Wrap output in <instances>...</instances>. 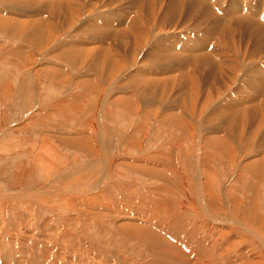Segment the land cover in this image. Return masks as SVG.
<instances>
[{
    "label": "rangeland",
    "instance_id": "rangeland-1",
    "mask_svg": "<svg viewBox=\"0 0 264 264\" xmlns=\"http://www.w3.org/2000/svg\"><path fill=\"white\" fill-rule=\"evenodd\" d=\"M263 1L225 0L217 55L187 66L173 46L212 44L214 0L207 21L187 1L78 0L72 17L0 0V264H264V107H229L264 72V22L239 7Z\"/></svg>",
    "mask_w": 264,
    "mask_h": 264
},
{
    "label": "bare ground",
    "instance_id": "bare-ground-1",
    "mask_svg": "<svg viewBox=\"0 0 264 264\" xmlns=\"http://www.w3.org/2000/svg\"><path fill=\"white\" fill-rule=\"evenodd\" d=\"M18 1H25V2H27L28 4H24V6H26V9H30V8H32V9H34V10H45V12L46 13H50V12H55V11H57L58 13H59V9L60 10H63V11H65L66 13H73V15H72V17L76 14L77 15V13H78V8H77V6L79 5V2H78V0H47V1H45L44 0V2H42V0H18ZM184 1H187V2H189L190 4H188L189 6H192V9H193V11H194V13L195 12H198V10L199 9H202V19L203 20H208L209 18H210V20L211 19H213V18H211L210 17V15H211V10H209V9H205L204 7V4L205 5H207L205 2H204V0H171V5L169 6V8H168V10L170 11H175V12H178V13H180L182 10H183V2ZM153 2V1H152ZM173 2V3H172ZM221 2V3H220ZM224 2H225V0H224ZM224 2L222 1V0H214V3H211L210 4V6H208V7H211V5L212 6H214V8H216V10H214V12L215 13H217L220 17H225V18H221V22H223V25L221 26V29H219L220 31L218 32L219 33V36H218V33L217 32H213V34H214V38L211 40L212 41V44H209V43H203V44H198V45H195L194 44V46H192V45H190L189 47L188 46H186V48H179V47H174L173 46V48H174V50H176L177 51V53L178 52H180L181 50V52H186L187 54H186V56H187V58H186V60L184 61L185 63H187V66L190 64V65H194V63L195 62H197V61H199V60H202L203 58H207V60H208V62H209V56L211 57V55H207L208 57H201V55H198L199 53L198 52H200V51H203V50H207V52L209 53L210 52V54L211 53H213L214 55H217V53H215L216 51H214V49H213V44L215 43L214 41H219V43H221V42H223V40H224V38L226 37V36H224V35H221V34H223L222 32H227L226 31V29H227V26H228V23L229 22H225V19H226V17L229 15V14H231L232 13V11H233V7L232 8H227V5L225 6L224 5ZM264 2V1H263ZM148 3V2H147ZM159 3V2H158ZM15 4H17V3H15ZM110 4V3H109ZM217 5V7H215L216 5ZM18 5V4H17ZM245 3L244 2H242V5H240L239 7H242L243 9H244V12H246V14H247V16L251 13V14H253V15H255V16H259L260 15V19L264 22V7L262 8V6L261 7H258V8H254V9H251V8H247V5H245ZM37 6V7H36ZM40 8V9H39ZM172 8V9H171ZM187 8V7H186ZM213 9V8H212ZM148 10V9H147ZM30 11H32V10H30ZM156 11V10H155ZM158 11V10H157ZM250 11V12H249ZM152 12V11H151ZM186 12H187V10H186ZM231 12V13H230ZM165 13V12H164ZM182 13V12H181ZM192 13V12H191ZM60 14V13H59ZM153 14V13H152ZM177 14V13H176ZM234 14V13H233ZM94 15V14H93ZM129 15V14H128ZM187 15H188V13H187ZM197 15V14H196ZM253 15H251V16H253ZM191 16V15H190ZM212 16V15H211ZM185 17V16H184ZM213 17H215V16H213ZM187 18V17H186ZM192 19H193V17H192ZM191 19V20H192ZM189 20V19H188ZM197 20V19H196ZM202 20V21H203ZM215 20V19H214ZM246 20V19H245ZM248 20V19H247ZM254 20V19H253ZM109 20H107V21H104L103 23H102V25H104V26H107L108 27V25H112V29L111 30H113V31H110V32H108V33H105L104 35H108V36H112V38H122V40H126L127 38H129V36H131V37H133V33H134V35H135V38L134 39H136L138 36H139V34L137 35V32L138 31H140V30H138V28L136 27V25L135 24H133V26H132V23L130 24V25H124V24H126V21H124V20H121V21H115V20H112V21H110V22H108ZM227 21V20H226ZM108 22V23H107ZM151 22V21H150ZM190 22V21H189ZM220 22V21H219ZM244 22H246V21H244ZM34 23V22H33ZM37 24H39V25H42V23H40L39 21L38 22H36ZM49 23V22H48ZM155 23V22H154ZM215 23V22H214ZM235 23L236 24H240V22H239V19L237 20V21H235ZM243 24V23H242ZM248 24V23H247ZM250 24V23H249ZM45 23H44V27H45ZM80 25V24H79ZM88 25V24H87ZM221 25V24H220ZM220 25H218V28L220 27ZM244 25V24H243ZM35 26H36V24H35ZM123 26V27H122ZM125 26V27H124ZM254 26V25H253ZM261 26V25H260ZM47 27V26H46ZM100 27V26H99ZM114 27V28H113ZM118 27V28H117ZM206 27V26H205ZM252 27V26H251ZM250 27V28H251ZM213 28H214V26H213ZM255 28H257L256 26H255ZM259 28V27H258ZM264 28V27H263ZM35 29H36V27H35ZM101 29H104L105 31H107V30H110V29H107V28H101ZM188 29V28H187ZM197 29V28H196ZM243 29V28H242ZM39 32H40V30L39 29H37ZM193 30H194V28H193ZM206 30H207V28H206ZM252 30H255L254 28H252ZM259 30V29H258ZM34 31V30H33ZM36 31V30H35ZM133 31V32H132ZM159 31V30H158ZM216 31V30H215ZM246 31V30H245ZM257 32V33H256ZM209 33V32H208ZM252 33L254 34H257L256 36H257V38L259 37L260 39H261V42L262 41H264V31H263V29L262 30H260V31H252ZM36 35H40V33H36ZM103 35V36H104ZM227 35V34H226ZM252 34H251V32H250V36H251ZM218 36V37H217ZM229 36V35H228ZM256 38V37H255ZM82 40V39H81ZM119 40V39H118ZM121 40V39H120ZM226 40V39H225ZM251 40V39H250ZM249 40V41H250ZM137 41V40H136ZM198 41V40H197ZM196 41V42H197ZM200 41V40H199ZM138 42H139V40H138ZM141 42V41H140ZM214 42V43H213ZM254 42V41H253ZM84 43V42H83ZM124 43H126V42H123V44ZM202 43V42H201ZM234 43V42H233ZM135 44V43H134ZM235 44V43H234ZM84 45V44H83ZM217 45V44H216ZM220 45V44H219ZM225 45V44H224ZM227 45V44H226ZM255 45V44H254ZM235 46V45H234ZM136 47V46H135ZM166 48V47H165ZM220 48V47H219ZM219 48H217V49H219ZM225 48V47H224ZM254 48V47H253ZM235 49H237V48H235ZM241 49V48H240ZM239 49V50H240ZM256 49H257V47H256ZM260 49V48H259ZM220 50V49H219ZM214 51V52H213ZM235 51V50H234ZM230 52V51H229ZM228 52V54L230 55V53ZM240 52V51H239ZM237 53L236 54V56H238V58H239V61L237 62V63H241L242 61H244L245 59H251L252 60V58L254 57L253 56V54H248L246 51H244V52H246V53ZM79 53V52H78ZM206 53V52H205ZM224 53V52H223ZM257 53V52H256ZM64 54H65V52H64ZM232 54H234V53H232ZM248 54V55H247ZM66 55V54H65ZM220 55V54H219ZM170 55H168V58H166L167 60L168 59H170V57H169ZM222 56V55H221ZM231 56V55H230ZM213 57V56H212ZM232 57V56H231ZM66 58H68V56L66 57ZM214 58V57H213ZM213 58H212V60H213ZM236 58V57H235ZM259 58H261L260 56H259ZM165 59V58H164ZM228 60H229V58H227ZM217 59H215L214 61H216ZM257 60H258V58H257ZM262 60V59H261ZM263 60H264V58H263ZM106 61V60H105ZM157 61V60H156ZM159 61L160 60H158L157 62L159 63ZM207 62V63H208ZM236 62V61H235ZM255 62V61H254ZM257 62V61H256ZM149 63H151V62H149ZM155 63V62H154ZM157 63V64H158ZM215 63V62H214ZM222 63V62H221ZM259 63V62H258ZM183 64V63H182ZM181 64V65H182ZM210 64V63H209ZM220 64V63H219ZM218 64V65H219ZM158 65H160V64H158ZM189 65V66H190ZM226 65L227 64H225V67H226ZM235 65V64H234ZM238 65V64H237ZM149 66V65H148ZM199 66V65H198ZM222 66V65H221ZM151 67V66H150ZM194 67V66H193ZM206 67V66H205ZM227 67H228V69H234L235 67L233 66V65H227ZM152 68H154V67H152ZM152 68H148V71H149V69H152ZM181 68V67H180ZM199 68V67H198ZM147 69V68H146ZM215 69V68H214ZM216 69H217V66H216ZM230 69V70H231ZM262 69V68H261ZM187 70V69H186ZM151 72V74H154L155 76H157V75H161L162 73H165L164 72V70H163V72H161L162 70H155V71H152V70H150ZM167 72V71H166ZM173 72V71H172ZM183 72V71H182ZM226 72H227V70H226ZM247 72H249V71H247ZM262 72V71H261ZM187 73V72H186ZM189 73V72H188ZM194 73V72H193ZM184 74V73H183ZM191 74V73H190ZM257 75L259 74L261 77H258L257 75L256 76H252L253 78H251V79H249V80H247L246 82V84H243V83H239V84H237V86H238V88H237V90L235 89L234 90V92L233 93H236V94H238V92H241L239 95H238V99H236V102L233 104V106H231V105H229V107H231V109L232 110H234V111H239V109L240 108H245V106H246V104L247 103H249V104H251V103H253V102H255V100H256V102L253 104V106H252V108H253V110H260V111H263V107H264V95H262V96H260V97H258V94L259 93H261V92H264V72H262V73H259V72H257L256 73ZM174 75V74H173ZM180 75H182V73L180 74ZM187 75H189V74H187ZM199 75V74H198ZM215 75H216V73H215ZM222 75V74H221ZM236 75V74H235ZM175 76V75H174ZM197 76V75H196ZM208 76V75H207ZM173 77V76H172ZM176 77V76H175ZM180 77V76H179ZM185 77V76H184ZM199 77V76H198ZM203 77H205V76H203ZM187 78H189V77H187ZM214 78V77H213ZM148 79L150 80V82H148L147 84H149L150 86H152V87H154L155 86V84H160L159 82H158V80H157V78H149L148 77ZM166 79V78H165ZM181 79V78H180ZM201 79V78H200ZM205 79V78H204ZM167 80V79H166ZM173 80H174V78H173ZM182 80H183V78H182ZM222 80V79H221ZM141 81V80H140ZM143 81V80H142ZM146 81L147 80H144L143 82L146 84ZM213 81V80H212ZM189 82V81H188ZM215 82V81H214ZM165 84H167V83H165ZM144 85V84H143ZM148 85V86H149ZM184 85V84H183ZM249 86L250 87V89H251V91H250V93L251 92H254V94L252 95V94H249L248 96H249V99L248 100H246V99H244L242 96H240V95H243V92L244 91H246V89H248V87H245V86ZM182 86V85H181ZM236 86V85H235ZM157 87H159V86H157ZM211 87V86H210ZM160 88H162V87H160ZM164 88H165V86H164ZM213 88V87H212ZM173 89V88H172ZM162 90V89H161ZM185 90V89H184ZM184 90H182V91H184ZM184 92H186V91H184ZM188 92V91H187ZM220 94V93H219ZM191 95V94H190ZM187 96H188V98L190 97L188 94H187ZM211 96V95H210ZM207 97H209V96H207ZM216 97V96H215ZM184 98H185V96H184ZM192 98V97H191ZM206 97H204V99H205ZM190 99V98H189ZM184 101V100H183ZM182 101V102H183ZM186 101V100H185ZM237 101H238V103H239V106H237V105H235V104H237ZM221 102V101H220ZM203 104H207V101L205 100L204 102H202ZM200 104V103H199ZM221 104V103H220ZM203 106V105H202ZM199 107H201V106H199ZM204 107H205V105H204ZM223 107V106H222ZM247 107V106H246ZM199 109H202V108H199ZM222 109V108H221ZM210 110V109H209ZM213 110V109H212ZM190 111V110H189ZM214 111V110H213ZM219 111V110H218ZM216 113V112H215ZM215 113H213L214 114V117H215ZM221 113V112H220ZM219 113V114H220ZM230 113V112H229ZM264 113V112H263ZM225 114V113H224ZM232 114V113H231ZM257 114V113H256ZM255 114V115H256ZM222 115V114H221ZM262 115V114H261ZM185 116V115H184ZM187 116V115H186ZM185 116V117H186ZM262 116H264V114L262 115ZM184 117V118H185ZM212 117V116H211ZM211 117H209L208 118V120L210 119L211 121H212V119H211ZM216 117H219V115H217ZM228 117H231V116H228ZM176 118V117H175ZM205 118H207V117H205ZM245 118V117H244ZM261 119V118H260ZM257 121V120H256ZM179 123V122H178ZM212 123V122H211ZM257 124V123H256ZM199 127V126H198ZM224 129V128H223ZM223 131V130H222ZM205 132V131H204ZM207 132V131H206ZM220 133V132H219ZM208 134V133H207ZM208 137V136H207ZM264 137V136H263ZM205 139V138H204ZM204 139H203V142H205L204 141ZM210 139H212V137L210 138ZM229 139V138H228ZM202 140V139H201ZM259 142V141H258ZM212 143V142H211ZM210 143V144H211ZM203 145H205V144H203ZM263 145V144H262ZM203 147V146H202ZM206 147V146H205ZM263 147H264V145H263ZM219 149V148H218ZM200 153V152H199ZM240 169V168H239ZM200 172V171H199ZM261 175V174H260ZM136 218V217H135ZM129 219H131V218H129ZM141 220H143V219H141ZM146 220V219H145ZM144 221V220H143ZM147 221V220H146ZM128 223V222H127ZM163 223V222H162ZM126 226V225H125ZM254 233V232H253ZM181 242V241H180ZM206 248V247H205ZM177 252V251H176ZM252 252V251H251ZM250 252V253H251ZM258 253V252H257ZM184 255V254H183ZM249 255V254H248ZM182 257V256H181ZM249 257V256H248ZM252 257V256H251ZM168 259V258H167ZM180 259V262L182 261L181 260V258L178 256V260ZM176 260H173V262L171 261V260H165V262L161 259V262H162V264H176L177 262H175ZM185 262V261H184ZM190 262V261H189ZM203 262V261H202ZM179 264V263H178ZM182 264V263H181ZM184 264V263H183ZM188 264V263H187Z\"/></svg>",
    "mask_w": 264,
    "mask_h": 264
}]
</instances>
